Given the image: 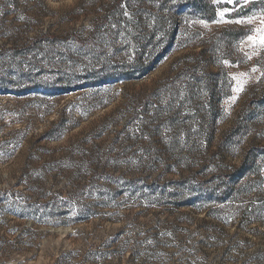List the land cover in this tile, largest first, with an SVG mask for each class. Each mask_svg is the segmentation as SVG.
<instances>
[{
	"label": "rangeland",
	"instance_id": "obj_1",
	"mask_svg": "<svg viewBox=\"0 0 264 264\" xmlns=\"http://www.w3.org/2000/svg\"><path fill=\"white\" fill-rule=\"evenodd\" d=\"M250 1L0 0V264H264Z\"/></svg>",
	"mask_w": 264,
	"mask_h": 264
},
{
	"label": "trees",
	"instance_id": "obj_2",
	"mask_svg": "<svg viewBox=\"0 0 264 264\" xmlns=\"http://www.w3.org/2000/svg\"><path fill=\"white\" fill-rule=\"evenodd\" d=\"M243 10L244 14H249L252 11L264 12V0H251L248 3V7H244ZM228 32V34L235 39L243 38L246 36V33L243 29H236ZM258 102V104L264 103V93L262 95V98ZM251 149L252 155L249 156L247 161H244V165H242L237 170V173L233 174L235 180L245 179L246 177L248 180H242V182L240 181L237 186L227 189V192H222L223 196L220 195L218 197L220 203H224L229 200L235 201L237 194H240L242 192H250V190H252V188L255 186H252L254 183L257 184L256 192L260 194L264 192V177L262 176L261 169V162L264 161V146H254Z\"/></svg>",
	"mask_w": 264,
	"mask_h": 264
},
{
	"label": "snow or ice",
	"instance_id": "obj_3",
	"mask_svg": "<svg viewBox=\"0 0 264 264\" xmlns=\"http://www.w3.org/2000/svg\"><path fill=\"white\" fill-rule=\"evenodd\" d=\"M231 2V0H229ZM221 16L224 15V13H220ZM237 23H242L243 21H236ZM249 23L251 20L248 21ZM264 23V21H262ZM257 31L261 32L262 34L258 38H254L252 36H249V40L253 41L254 44L258 43L260 46H264V29H258Z\"/></svg>",
	"mask_w": 264,
	"mask_h": 264
}]
</instances>
